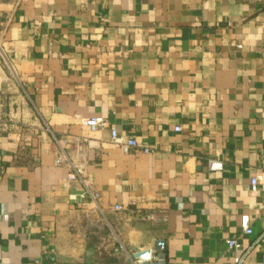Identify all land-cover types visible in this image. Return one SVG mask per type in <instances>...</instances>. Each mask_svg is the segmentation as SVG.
I'll use <instances>...</instances> for the list:
<instances>
[{"label": "crops", "instance_id": "obj_1", "mask_svg": "<svg viewBox=\"0 0 264 264\" xmlns=\"http://www.w3.org/2000/svg\"><path fill=\"white\" fill-rule=\"evenodd\" d=\"M0 41V264H264V0H0ZM52 134L102 211L68 197Z\"/></svg>", "mask_w": 264, "mask_h": 264}, {"label": "built area", "instance_id": "obj_2", "mask_svg": "<svg viewBox=\"0 0 264 264\" xmlns=\"http://www.w3.org/2000/svg\"><path fill=\"white\" fill-rule=\"evenodd\" d=\"M3 25V23H2ZM5 26V24L3 25ZM0 59L4 62L5 65L10 67V62L7 57L6 52L4 51L1 41H0ZM7 78L4 76L2 80H6ZM83 123L87 125L91 130L98 129H108L109 138L112 142L120 145L121 150L123 152H149L150 148L147 146L140 145L137 140L133 136L123 137L120 135L113 124L108 123V121L102 116H90L86 117L83 120ZM179 127H176V130ZM52 138L54 142L58 145V159L67 164L69 172L67 174L68 180H75L80 183V188L76 193H70L68 197L72 200H76L81 206L86 207L88 209H92L95 211H102L99 199L100 192L93 186V180L91 175L85 170V164L82 159H72L68 152L67 148L69 147V141L66 137H56L52 134ZM83 141H86V137H82ZM207 167L209 170H221L223 167V162L221 159L216 157H210L207 159ZM258 179L256 177L250 178V187L252 189L256 188ZM262 196L264 197V190L262 191ZM114 211H122L125 209L121 204L115 203L112 206ZM131 214L137 218L142 220H153L156 217L160 220H165V215H155L152 211H145L140 207L129 209ZM239 226L241 233L251 234L253 232L249 215L248 213H242L239 217ZM226 245L229 249L242 250L243 245L237 239V237H227L225 239ZM162 258L157 256L153 248H148V261H156L161 260ZM143 259L140 257H135L132 260V264H141ZM215 264V263H213Z\"/></svg>", "mask_w": 264, "mask_h": 264}, {"label": "water", "instance_id": "obj_3", "mask_svg": "<svg viewBox=\"0 0 264 264\" xmlns=\"http://www.w3.org/2000/svg\"><path fill=\"white\" fill-rule=\"evenodd\" d=\"M155 245L156 247H161V241L156 240L155 241ZM134 256L136 257H140L141 259H143V261L141 262V264H156L153 261H148L147 257H148V249H143V250H139L137 252L134 253ZM159 257H162V253L158 254Z\"/></svg>", "mask_w": 264, "mask_h": 264}, {"label": "rangeland", "instance_id": "obj_4", "mask_svg": "<svg viewBox=\"0 0 264 264\" xmlns=\"http://www.w3.org/2000/svg\"><path fill=\"white\" fill-rule=\"evenodd\" d=\"M0 63L3 64L6 67V65L4 64V62L1 59H0Z\"/></svg>", "mask_w": 264, "mask_h": 264}]
</instances>
